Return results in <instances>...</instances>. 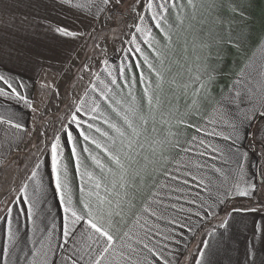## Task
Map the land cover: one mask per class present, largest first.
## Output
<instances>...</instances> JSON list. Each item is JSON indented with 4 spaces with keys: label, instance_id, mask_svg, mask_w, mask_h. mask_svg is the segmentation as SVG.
I'll list each match as a JSON object with an SVG mask.
<instances>
[{
    "label": "crops",
    "instance_id": "0c3cea01",
    "mask_svg": "<svg viewBox=\"0 0 264 264\" xmlns=\"http://www.w3.org/2000/svg\"><path fill=\"white\" fill-rule=\"evenodd\" d=\"M78 2L83 3L84 0H0V75L12 77L18 92L31 104L28 107L25 100L0 97V116L11 115L14 122L23 125V129L17 130L0 124V264H29L34 246H38V235L27 217L29 204L25 202V194L20 192V188L28 185L27 199L31 200L36 180L29 177L40 160L43 163L38 169L37 180L41 181L43 192L36 213L41 228L55 225L52 243L56 247L51 259L59 264L61 256L67 253L72 244L68 240L65 249L58 247L64 243V213L51 177L50 152L47 149L54 133L59 131L62 123L67 122L74 107L66 111L60 106L51 111L53 118L62 116L63 119L58 126L53 125L54 131L45 142L38 141L41 137L39 123L42 120L36 119V113L43 102L50 99L44 93V88L60 83L58 78L62 70L68 68L71 60L82 51L85 38L90 40L103 27L109 29L104 14L97 18L88 9L76 7ZM161 2L154 0L155 5ZM140 13L145 16L143 24L151 29V35L136 32L134 24L131 40L135 36L136 42L126 44L120 56L107 59V65L102 62L95 74L98 79L92 76L80 94L68 93L65 97V102L74 101L75 105L83 96L84 108L78 113V118L96 123L109 131L110 135H115L103 123L104 117L91 120L88 110L93 106V101H98L100 112L125 130L126 136L122 138L125 144L128 139L134 141L131 149L123 147L117 153V149L121 148L118 138L113 149L114 154L120 156L123 170L101 150L88 144L91 153L105 165L101 170L88 153L81 151L80 172H91L92 179L77 173L70 146L65 148L63 163L68 166L74 203L82 208L79 203L81 186L85 188V193L99 191L101 196L107 198L105 209L121 213L113 216L114 235L119 238L130 229L142 232L136 224L139 219L145 230L152 229L151 243L157 244V251L171 264H197L198 259L202 264H251L253 260L255 264H262L264 211L252 212L248 209L264 207V119L257 112V118L250 124L241 125L240 139L235 143L232 139L225 140L223 136L213 133L231 134V129L218 120L217 109H230L233 113L245 110L250 106L248 90L258 94L261 73L264 72V0H191V3L189 0H167V23L161 22V26L171 37L170 40L156 27L148 9L144 7ZM137 23H141L139 17ZM57 28H65L79 35L64 36L56 31ZM114 37L118 40L120 34L116 33ZM141 44L147 47L148 51H145L153 67L157 57L164 59L165 92L158 93L162 103L154 110V116L149 113L146 99L142 100L140 77L135 80L134 72L125 76L126 80L120 78L121 67L124 72L133 68L127 66L125 54L132 50L135 52L137 45L140 47ZM171 69L177 70L175 83L168 78ZM109 71L116 77L119 88L111 84ZM197 75L199 80H196ZM126 81L129 86H125ZM201 82L204 88L196 96ZM135 83L139 89H135ZM21 84L24 86L20 87ZM93 84L95 91L90 87ZM173 84L176 86L174 90L171 88ZM0 87L6 86L0 82ZM85 89L88 90L86 96ZM130 89L138 101L139 113L148 117L146 125L138 117H132L133 125L140 133L138 137L110 106L123 111V105L116 101H123L125 105L130 103ZM237 92L241 93L243 102L229 103V98L235 97ZM101 93L108 99H104ZM156 94L153 92V103ZM193 99L198 104L189 108ZM180 119L186 123L178 124ZM83 128L87 130V124ZM6 131L9 137L19 139L15 142L6 139ZM78 132L79 129H76L74 134L81 141L82 149L84 144ZM94 134L102 142L111 143L98 133ZM177 141L179 145L173 147ZM213 147L220 151L214 152ZM238 163L243 164L244 181L254 183L257 190L252 197H221L224 202L220 203L216 200V193L218 190L224 192L239 178ZM213 166L220 168L222 174L216 173ZM125 170L128 184L122 189L120 176ZM141 177H144L143 182ZM201 177L205 178L206 183L211 179L213 184L206 189L199 183ZM225 177L227 184L222 183ZM97 181L101 182L100 189L94 187ZM242 186L247 185L244 183ZM125 191L128 193L126 197ZM91 199L96 202V197ZM204 201L207 204L201 208ZM231 203L235 207L228 209ZM173 204L175 208H172ZM208 204L213 205L210 210ZM146 207L148 211H144ZM8 208L12 209L11 217L7 215ZM152 210L162 213L164 218L153 216ZM9 219L18 235L13 253L5 257L3 248L8 240ZM173 220L177 223H172ZM221 224H225V227H220ZM169 234L173 238L166 240L165 236ZM201 250L204 255H201Z\"/></svg>",
    "mask_w": 264,
    "mask_h": 264
},
{
    "label": "snow or ice",
    "instance_id": "6c2138e0",
    "mask_svg": "<svg viewBox=\"0 0 264 264\" xmlns=\"http://www.w3.org/2000/svg\"><path fill=\"white\" fill-rule=\"evenodd\" d=\"M66 2H71V0H66ZM191 3V0H189ZM78 8H86L90 11L92 15L99 18L101 14H104V20L108 21L113 18V13L119 12L123 7V0H84L83 3L78 2L76 4ZM146 9H148L152 13V20L156 22V27L160 29L161 32H164L165 37L167 39H171L167 32L164 31V28L161 26V22L167 23V18L165 16V12L167 11V0H162L159 5L154 4V0H147V2L143 5ZM95 11L92 12L91 10ZM156 9H159L157 11ZM135 11V8L132 9ZM235 11V9L233 8ZM139 20L141 23L135 24L136 32L146 33L148 36L151 35V29L143 24L145 20V16L143 13L138 14ZM57 32L61 33L64 36H77L79 33L69 31L65 28H57ZM136 38L133 36L130 43H135ZM151 46V42L149 41ZM99 47V45H96ZM138 52L141 51L139 45H137ZM105 65L108 64L107 59L103 61ZM144 63L148 66L151 72H154L157 77V83L155 89L152 88L151 82L144 87V97L147 101V106L149 109V113L154 116V110L159 107L162 103L160 95L157 93L155 96V103H153L154 96L153 92L156 90L162 89V84L164 81V77L161 72L157 71L152 63L149 61L147 56H144ZM140 67V65H137ZM81 71H90L89 65H84ZM109 75L112 76L111 84L115 85L117 88L120 87L117 84V79L112 75V72L109 71ZM83 77H81L82 79ZM120 78L125 79L124 68L120 69ZM94 79H98V76L94 74ZM199 75L196 76V80H199ZM212 79V76H209V80ZM134 80V78H133ZM0 82L6 87H0V97H15L18 100H25L28 107H31V104L26 101V98L21 95L17 90V85L14 82L12 77L6 75H0ZM140 82L143 84L145 82L144 73L140 74ZM175 83V81H172ZM23 87L24 85H19ZM125 86H129L126 84ZM93 91H95V85H90ZM107 88V86H106ZM204 88V83L201 82L200 87L196 89V96L199 95L201 89ZM185 91H187V85H185ZM88 90L85 89V96L87 95ZM104 99H108L103 93H101ZM129 96H131V102L128 104H123V101L117 100V104L123 105L124 110L120 111L119 108L112 106V110L116 113L118 117L123 121V123L127 126L128 129H131V132L134 136H139V130L137 127L133 125L132 117H138L139 120L143 124H147L148 117L144 114L139 113L138 101L133 94V92L129 91ZM247 99L249 101V107L245 110L236 111L233 113L230 109H217V118L220 122L225 124L228 128L231 129L230 135H224L223 132H215L213 134L217 136H223L225 140L232 139L235 143L240 139V131L241 125L245 123L250 124L254 119L257 118V112H259V117L264 119V111L260 109H264V72L261 73V81L260 86L257 92H253L251 89L248 90ZM237 101L243 102V98L241 97V93L237 92L235 97L229 98V103H237ZM85 99L82 96L80 98V102L74 105V110L71 111L67 122L61 124V127L58 132H55L53 138L50 141V145L48 147V151L50 152V169H51V177L55 183V191L59 197L60 204L63 208V228L62 234L64 237V243L60 244L58 247L60 249H65L68 240L72 241L71 247L68 249L67 253L62 255L59 261V264H159V261H162V264H171V261L165 258L161 252L157 251V244L151 243L150 232L151 228L145 230V226L139 223V219L136 221V224L139 226L141 231H133L130 229L129 231H125L123 235L117 238L113 233V228H115V222L113 220V216H119L120 212H115L111 209H105L104 205L107 200L106 197L101 196L99 191H88L85 193V188L81 186L80 188V200L79 203L82 205V208L76 206L73 200V190L72 185L69 181V173L67 164L63 163V158L65 155V148L70 146L71 155L73 159L76 161L77 173L81 176L87 175L90 179H92L91 172H80L81 168V159L80 153L81 151L84 153H88L89 157L92 161L101 169L104 170L105 165L102 163L100 159L96 155H93L88 147V144H92L96 149L101 150L105 153L117 166H119L122 170L124 169V165L121 162L119 154H114L113 149L116 148L117 140L120 138L121 148L117 149V153L122 151L123 147H127L129 149L132 148L134 141L132 139H128L125 144L124 139L126 136L125 130L118 126L117 123L110 120L108 117L104 116V113L100 112V105L98 101H93L88 114L91 116L92 121H97L101 117L103 118V123L108 126V129L111 130L115 135H110V132L102 129L96 123H91L87 121H82L78 118V113H80L84 108ZM198 101L193 99L192 104L189 105V108L196 107ZM93 113H99V115H93ZM194 114V113H191ZM178 124H184L186 121L184 119H180L177 121ZM0 124L8 125L11 128H15L17 130L23 129V125L18 122H14L13 116L9 115L7 117L0 116ZM87 124V130L83 128V125ZM75 125V128H73ZM192 127V125H188ZM76 129H79L78 136L82 138V142L84 144L83 148L80 149V143L77 139ZM94 130V131H93ZM199 131V129H197ZM94 133H98L100 137L106 138L111 143L102 142ZM63 134V135H62ZM170 135H176L175 133H171ZM6 139H12L13 142L18 140L19 137L12 136L9 137V133L5 132ZM195 139V137H193ZM203 144L204 141L202 140ZM179 145V141L173 144V147H177ZM212 150L214 152L220 151L218 148L213 147ZM239 150H237V154ZM127 156V153H125ZM235 155V154H234ZM242 155L246 156L247 153H243ZM166 159V158H165ZM43 163L42 160L37 161L35 168L32 170V175L29 177L30 180H36V187L34 188L33 195L31 200L27 199V187L25 184L20 188V192L25 194V202L29 204V208L27 211V217L29 221L32 222L35 232L38 235V246H34L32 251V258L29 261V264H57L56 261L51 259V254L54 251L56 245L52 243V228H41L39 226L38 220L39 217L36 213V209L39 206L43 185L41 181L37 180L38 177V169ZM214 168L216 173H221L222 170L220 168ZM108 171H112V169H108ZM237 172L239 174V178L228 186L224 192H220L219 190L216 193V200L220 203H223V199L238 196V197H252L257 190V186L252 182L244 181V167L242 163H238ZM139 173L135 174L138 175ZM126 170L121 173L120 176V187L125 189L126 184L128 182L125 180ZM135 175L133 176V180L135 179ZM167 175V173H165ZM195 178V177H194ZM144 177H141V182H143ZM185 184L188 183L187 180L184 181ZM200 185H203L206 189L209 188L210 185L213 184L211 179L205 182V178L201 177L199 180ZM227 184V177L222 182ZM246 183L247 186H242V184ZM131 186V185H129ZM96 189L101 188V182L97 181L94 185ZM113 187H115V182H113ZM179 190V189H178ZM106 191H110V189H106ZM128 195L127 191L124 192V196ZM92 197H96V202L94 203L91 199ZM107 203H111V201H107ZM130 203V201H129ZM207 201L201 203L200 207L204 208ZM176 205H172V208H175ZM213 207L212 204H208V209L210 210ZM149 209L146 207L144 211H148ZM249 211L256 212L258 210L264 211V207L260 209L251 208ZM189 211H191L189 209ZM12 209L8 208L7 215L11 217ZM151 214L153 216H157L158 219H163V214L158 213L156 210H152ZM198 216L199 212L196 213ZM210 214V213H209ZM172 223H177L176 220H173ZM227 220H225V224ZM225 224H221L220 227H225ZM119 231V229H117ZM18 235V231H14L12 228L11 219L8 220V240L4 244L3 253L5 257H8L13 253L15 248V241ZM159 235V232L157 233ZM171 234L166 235L165 239H172ZM158 243V242H157ZM207 241L205 244L207 245ZM142 246V247H141ZM201 255H204L203 250H201ZM197 264H202L201 260H197ZM251 264H255L253 260ZM264 264V262H262Z\"/></svg>",
    "mask_w": 264,
    "mask_h": 264
},
{
    "label": "rangeland",
    "instance_id": "374dc122",
    "mask_svg": "<svg viewBox=\"0 0 264 264\" xmlns=\"http://www.w3.org/2000/svg\"><path fill=\"white\" fill-rule=\"evenodd\" d=\"M145 2L146 0H124L122 9L119 12L113 13V18L111 20L105 21L109 29H105V27H103V29H99L97 32H99L100 36L93 43L88 39V37L85 38L82 51L78 52L71 60L68 68L62 70L60 77L58 78L60 83L53 85L54 87H48V89L47 87L44 88V93H47L50 99L49 101H44L42 106L40 105V110L36 113V119L41 118L42 120V122L39 123L41 137L38 141H48V138L54 131L53 125L55 124L58 126L63 119L62 116H59L60 118L57 117V119L53 118L51 111L58 109L60 106L64 107L66 111L74 107V101L65 102L66 95H68V93H72L74 95L80 94L84 90L90 78L99 70L100 65L105 59L120 56L123 51V47H125L126 44H129V40H131V32L134 27L133 25L136 24L138 14L144 8L143 5ZM133 8H135V11L132 10ZM116 33L120 34V38H118V40L114 37ZM96 45H99V47H96ZM141 45V51L138 52L135 50V52H133L132 50L131 53L128 54L127 52V54H125L128 64L127 66H133V68H129V70H126V73L124 72V74L125 76H129L135 72L136 80L140 77L141 72L144 73L145 82L143 84L141 83L140 86V92L143 100L145 99L144 87L147 86L149 81L151 82L153 78L152 88L155 89L157 77L154 72H151L150 74L148 66L144 63V56H147L149 59V55L145 44ZM84 49L86 51H84ZM163 60V58L159 60V57L155 60L156 62L154 68L161 72L164 77L162 89L154 91L156 93L165 92L166 73ZM84 65H89L90 71H81ZM137 65H140V67H137ZM176 71L177 70H170V76H168L170 82L175 81ZM81 77L83 78L81 79ZM175 87L176 86L174 84L171 86L173 90ZM136 88L139 89L138 85L135 83V89Z\"/></svg>",
    "mask_w": 264,
    "mask_h": 264
},
{
    "label": "trees",
    "instance_id": "16d2710c",
    "mask_svg": "<svg viewBox=\"0 0 264 264\" xmlns=\"http://www.w3.org/2000/svg\"><path fill=\"white\" fill-rule=\"evenodd\" d=\"M99 36H100V35H99V32L95 33V34H94L93 36H91V38H90L91 42H92V43L95 42ZM234 207H235L234 204L231 203V204L228 206V209H232V208H234Z\"/></svg>",
    "mask_w": 264,
    "mask_h": 264
}]
</instances>
